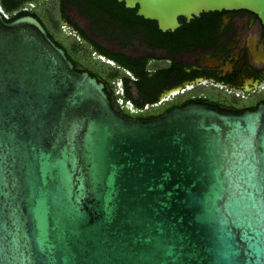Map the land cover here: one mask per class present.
Wrapping results in <instances>:
<instances>
[{"label": "water", "instance_id": "95a60500", "mask_svg": "<svg viewBox=\"0 0 264 264\" xmlns=\"http://www.w3.org/2000/svg\"><path fill=\"white\" fill-rule=\"evenodd\" d=\"M174 31L264 0H118ZM0 264H264V105L128 119L33 16L0 11Z\"/></svg>", "mask_w": 264, "mask_h": 264}, {"label": "flooded vegetation", "instance_id": "af4514ba", "mask_svg": "<svg viewBox=\"0 0 264 264\" xmlns=\"http://www.w3.org/2000/svg\"><path fill=\"white\" fill-rule=\"evenodd\" d=\"M24 6L75 69L105 86L111 105L124 118L151 120L189 105L243 114L264 105V26L251 11L180 17L174 31L163 32L156 21L138 16V8L126 12L132 19H119L97 8L94 0H33ZM0 11L8 22L10 15L1 5ZM71 50L90 57L96 70L75 59Z\"/></svg>", "mask_w": 264, "mask_h": 264}, {"label": "trees", "instance_id": "16d2710c", "mask_svg": "<svg viewBox=\"0 0 264 264\" xmlns=\"http://www.w3.org/2000/svg\"><path fill=\"white\" fill-rule=\"evenodd\" d=\"M31 1L33 0H0V5L2 9L10 15L8 22H13L20 17L32 16L31 10L26 9L24 6L25 3ZM94 3H96L97 8L109 15H119V19H132L131 16L126 14V12L129 13L131 10L121 8V6L124 7V5H122L123 3L118 2V0H94ZM74 50H77V45L74 47Z\"/></svg>", "mask_w": 264, "mask_h": 264}, {"label": "rangeland", "instance_id": "374dc122", "mask_svg": "<svg viewBox=\"0 0 264 264\" xmlns=\"http://www.w3.org/2000/svg\"><path fill=\"white\" fill-rule=\"evenodd\" d=\"M41 8H42V7H41ZM41 16H42V18L46 21V24L48 25V27L50 28V30H51L53 33H55L54 30H53V28H52V26H51V23H50V21L47 19V17H46V16H43V15H41ZM63 29L65 30V32H69L68 29H66L65 27H64ZM59 39H60V38H59ZM61 39H62V38H61ZM73 40H74L73 38H72V40H71L70 38H67V39H66V42H71V41H73ZM74 41H75V40H74ZM71 52H72L74 58L77 59L79 62L84 61L85 65H87L88 67L93 68V70H96V68L93 67V65L91 64L92 62L90 61V60H91L90 57H87V55L84 56V55H82V54L79 56V55H77V54L75 53L74 50H71ZM85 57H86V59H85ZM80 60H81V61H80Z\"/></svg>", "mask_w": 264, "mask_h": 264}]
</instances>
